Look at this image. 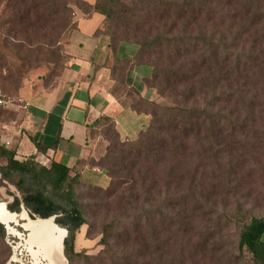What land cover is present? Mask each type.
I'll return each mask as SVG.
<instances>
[{
	"label": "trees",
	"instance_id": "trees-1",
	"mask_svg": "<svg viewBox=\"0 0 264 264\" xmlns=\"http://www.w3.org/2000/svg\"><path fill=\"white\" fill-rule=\"evenodd\" d=\"M69 4L70 0H0V42L6 47L16 42L11 45L17 53L26 52L25 60L32 52L41 51L39 47L30 48L47 22L53 33L50 44L56 45L50 55L57 64L62 57L57 47L59 38L68 34L67 46L76 29ZM142 4L157 6L158 21L192 15L193 21L199 23L193 32L187 31L189 23H186L177 35L157 32L151 39H139L133 33L130 41V32L126 29L130 24L138 32L156 19L152 13H146L134 23L124 22L125 29L120 35L113 33L120 36L116 45H113L115 38L98 31L109 37L114 52L113 60L107 64L114 81L110 92L124 108L150 117L148 125L133 140H122L109 117L91 123L103 120L113 130L115 143L104 139L103 153L92 163L105 172L108 186L83 184L77 172L55 161L49 167L40 165L34 158L19 161L15 159L14 149L0 146V179L20 194L19 199L8 193L13 200L4 201L7 211L19 214L22 205L31 219L54 217V223L66 230L63 251L69 263L82 257L104 264L100 256L75 251L76 233L82 226H89L77 198V187L101 190L107 197L118 196L133 213V219L138 220V226L142 222L147 225L155 218L173 222L170 213L181 210L180 202L187 198L185 192L193 200L207 198L202 191L193 192L190 183L202 177L208 156L221 160L234 145V137L250 131L264 113L261 102V96L264 97L261 81L264 77V0H96L93 14L103 16L106 21H111L117 13L129 18L136 16L135 11ZM205 25L209 28H202ZM123 43L135 46L133 56L118 55L117 47ZM161 48L166 54L157 51ZM144 57L148 62H140ZM138 66L150 67L151 72L144 81L152 82L150 87L170 100V105L144 100L133 88L130 76ZM8 80L18 87V78L10 76ZM184 163L188 167L180 169ZM172 187L175 193L171 192ZM239 216L224 214L227 222ZM117 222L112 219L101 232L100 244L102 253L110 261L108 264H115V260L125 263L133 258V254L118 256L113 250L110 239L116 234ZM124 235L129 234L124 232ZM116 236H122V232ZM6 239V230L0 223V245L8 247ZM212 249L219 250V244L213 242ZM237 249L240 254L246 252L253 264H264V216L252 217L242 228Z\"/></svg>",
	"mask_w": 264,
	"mask_h": 264
},
{
	"label": "rangeland",
	"instance_id": "rangeland-1",
	"mask_svg": "<svg viewBox=\"0 0 264 264\" xmlns=\"http://www.w3.org/2000/svg\"><path fill=\"white\" fill-rule=\"evenodd\" d=\"M77 3L76 5L75 0H70L72 21L78 17L89 18L93 15V5L96 0H78ZM156 7L153 4L139 5V9L135 11L136 16H129V18L119 13L114 15L111 21H106L103 17L100 31L115 38L113 45H116L120 37L116 34L120 35L125 29L123 23H134L137 17L140 18L146 13H152L156 19L145 24L138 32H134L130 24L129 28H126L130 32V41H133V33H136L139 39L147 37L151 39L157 32L177 35L186 23H189L188 32L196 30L199 21H193L192 15H184L179 20L171 18L158 21L159 9ZM202 28L208 29L209 26L205 25ZM114 32L117 33L113 35ZM38 35L30 49L39 47L42 48L41 51L37 54L32 52L31 56L25 60L23 55L26 52L17 53L11 45L16 42L7 44V47L0 42V55H3L0 59V83L14 104H19L18 100L22 99L20 95L24 89L40 91L54 84L66 65L68 34L59 38L60 44L57 47L62 57L57 64L50 55L56 45L50 44L53 33L47 22L44 23ZM157 51H163L166 54L163 48ZM29 59L34 60L30 62ZM148 60L144 57L140 62L145 63ZM10 76L18 78V87L10 83L11 80H8ZM139 77V74H131L130 84L142 93L144 100L159 105L171 104L170 100L159 95L155 88L150 87L153 85L152 82H142ZM261 81L264 82V77ZM133 101H137V98H133ZM261 102L264 104L263 96H261ZM91 127L89 140L93 156L89 162L92 164L101 157L103 147L106 145L105 140H113L114 135L112 127L106 121L102 120L92 124ZM233 142L234 145L221 160L208 156L202 177L198 176L197 180L190 183L193 192L202 191L207 198L198 197L193 200L188 192H185L187 198L180 202L181 210L177 213L176 209L170 213L174 219L173 222L155 218L147 225L142 222V225L138 226V220L133 219V213L119 200L118 196L107 197L101 190L77 187V198L85 211L89 226H82L76 233L75 251L91 257L100 256L101 262L108 264L110 261L102 253L103 246L100 244L101 232L109 221L117 219L114 230L116 234L110 239V243L118 256L133 254V258L125 263L115 260V264H121V262L122 264H253L246 252L243 254L238 252L237 244L242 228L249 223L250 219L264 216V113L257 118L256 124L250 128V131L235 136ZM185 166L188 167L184 163L179 168L183 169ZM81 177L82 181L91 185L104 187L109 183L105 172L89 170L85 171ZM2 185L0 180V186ZM171 192L175 193L173 187ZM199 204L202 208H199ZM225 213L240 216L227 222L224 218ZM19 224L20 221L17 220L13 227L15 230L20 228V231L17 230L19 232L17 236L7 234L8 247L0 245V263L4 261L5 264H34L23 245L27 233ZM119 231L122 232L120 237L116 236ZM124 232L129 235L125 236ZM208 233L212 235L208 237ZM213 242L219 244V250L212 249ZM140 248L143 252L135 254ZM38 262L48 264L45 261ZM67 264H98V261L93 259L88 261L81 257L75 258L71 263L67 260Z\"/></svg>",
	"mask_w": 264,
	"mask_h": 264
},
{
	"label": "crops",
	"instance_id": "crops-1",
	"mask_svg": "<svg viewBox=\"0 0 264 264\" xmlns=\"http://www.w3.org/2000/svg\"><path fill=\"white\" fill-rule=\"evenodd\" d=\"M102 21L99 14L76 18V29L66 46L67 62L56 82L40 91L24 89L19 104L12 103L0 111V146L14 149L15 159L34 158L44 167L52 161L61 163L77 172L81 183L90 186L96 185L82 181L83 173L104 172L89 162L93 156L91 123L109 117L122 140H133L150 120L147 114L124 108L110 92L114 81L107 64L113 60L114 52L109 37L98 33ZM135 51L131 44L117 47L120 57H131ZM150 72V67L138 66L131 74H139V80L144 82ZM1 183L0 203L6 208L4 201L13 200L8 193L19 199L20 194L8 182ZM21 212L27 213L22 205Z\"/></svg>",
	"mask_w": 264,
	"mask_h": 264
},
{
	"label": "bare ground",
	"instance_id": "bare-ground-1",
	"mask_svg": "<svg viewBox=\"0 0 264 264\" xmlns=\"http://www.w3.org/2000/svg\"><path fill=\"white\" fill-rule=\"evenodd\" d=\"M17 220L21 222L19 224L26 233L30 232L29 238L26 236L23 241L24 248L28 253L30 259L34 264H41L38 261L48 262V249H56L60 247L61 241L64 240L66 232L64 229L58 228L56 225H52L51 220L40 219H28L26 213L14 214L9 213L3 203H0V221L9 225V223H15ZM22 223H27L26 225ZM10 234L12 228L9 230ZM19 233H16L17 236Z\"/></svg>",
	"mask_w": 264,
	"mask_h": 264
},
{
	"label": "water",
	"instance_id": "water-1",
	"mask_svg": "<svg viewBox=\"0 0 264 264\" xmlns=\"http://www.w3.org/2000/svg\"><path fill=\"white\" fill-rule=\"evenodd\" d=\"M21 213H23V212H21ZM26 215H27L28 219H31L27 213H26ZM36 218L40 219V220H51L52 225H56L54 223V217H49V218H46V219H42V218H38V217H36ZM0 223H2V222L0 221ZM2 224H4V223H2ZM22 224L26 225L27 223H22ZM11 227L12 226H9V225H5L4 226V228L6 230V234H10L8 230ZM21 228H24V227H21ZM58 228H60V227H58ZM60 229H62V228H60ZM64 231L66 232V230H64ZM30 234L31 233L28 232L26 234V236L29 238ZM47 254H48V262H47L48 264H67V259H66L65 255H64V251H63V240L61 241L60 247L56 248L55 250L51 249V248L48 249L47 250Z\"/></svg>",
	"mask_w": 264,
	"mask_h": 264
},
{
	"label": "built area",
	"instance_id": "built-area-1",
	"mask_svg": "<svg viewBox=\"0 0 264 264\" xmlns=\"http://www.w3.org/2000/svg\"><path fill=\"white\" fill-rule=\"evenodd\" d=\"M12 104V100L8 97L0 84V109H5Z\"/></svg>",
	"mask_w": 264,
	"mask_h": 264
},
{
	"label": "flooded vegetation",
	"instance_id": "flooded-vegetation-1",
	"mask_svg": "<svg viewBox=\"0 0 264 264\" xmlns=\"http://www.w3.org/2000/svg\"><path fill=\"white\" fill-rule=\"evenodd\" d=\"M12 224H14V223H12ZM20 224H21V222H20ZM11 226V225H10ZM12 228V232L14 233V234H9V235H16V233H19L17 230H15L13 227H11Z\"/></svg>",
	"mask_w": 264,
	"mask_h": 264
}]
</instances>
